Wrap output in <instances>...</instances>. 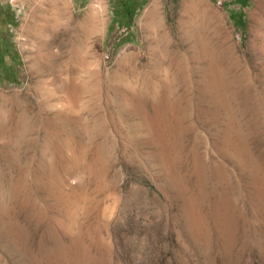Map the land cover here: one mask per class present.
Returning <instances> with one entry per match:
<instances>
[{
	"label": "rangeland",
	"instance_id": "rangeland-1",
	"mask_svg": "<svg viewBox=\"0 0 264 264\" xmlns=\"http://www.w3.org/2000/svg\"><path fill=\"white\" fill-rule=\"evenodd\" d=\"M152 2L0 0V264H264V0Z\"/></svg>",
	"mask_w": 264,
	"mask_h": 264
},
{
	"label": "bare ground",
	"instance_id": "bare-ground-1",
	"mask_svg": "<svg viewBox=\"0 0 264 264\" xmlns=\"http://www.w3.org/2000/svg\"><path fill=\"white\" fill-rule=\"evenodd\" d=\"M158 3H160V2H158ZM151 6V10H150V12L148 13V16H150L151 18H153V19H155V10H156V7L158 8L159 6H157V0H153V2H152V4H150ZM145 16V15H144ZM157 20V19H156ZM151 21V20H150ZM154 21V20H153ZM146 22H149V17H148V21H146ZM157 22V21H156ZM159 22V21H158ZM145 23V22H144ZM140 24H142V23H140ZM145 25H147V24H145ZM144 25V26H145ZM150 25V24H149ZM152 25V24H151ZM151 25L149 26V28L151 27ZM153 25H155L156 26V24H153ZM153 25H152V27H153ZM157 25H159V24H157ZM151 27V28H152ZM147 28V27H146Z\"/></svg>",
	"mask_w": 264,
	"mask_h": 264
}]
</instances>
